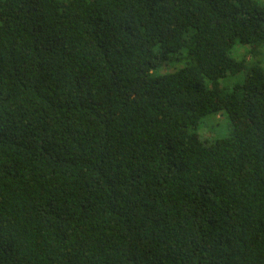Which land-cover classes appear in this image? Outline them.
Returning a JSON list of instances; mask_svg holds the SVG:
<instances>
[{
    "label": "trees",
    "instance_id": "trees-1",
    "mask_svg": "<svg viewBox=\"0 0 264 264\" xmlns=\"http://www.w3.org/2000/svg\"><path fill=\"white\" fill-rule=\"evenodd\" d=\"M237 45L264 50L257 0H0V264H264V69Z\"/></svg>",
    "mask_w": 264,
    "mask_h": 264
},
{
    "label": "rangeland",
    "instance_id": "rangeland-1",
    "mask_svg": "<svg viewBox=\"0 0 264 264\" xmlns=\"http://www.w3.org/2000/svg\"><path fill=\"white\" fill-rule=\"evenodd\" d=\"M257 1L264 5V0ZM250 50L251 49L249 47L237 45L232 50V54L233 57L240 59L245 56L249 61H256V59L259 58L260 61H262V67L264 69V50H262V54L258 58L251 56L249 54ZM180 67L181 66L177 63L167 64L162 68L161 73H171ZM245 79V73H241L240 75L234 77L229 76L225 80L221 81V86L233 90L235 86L243 84ZM231 132V122L228 117L223 114L206 118L197 131L201 140L206 144H211L215 140L228 138L231 135Z\"/></svg>",
    "mask_w": 264,
    "mask_h": 264
}]
</instances>
